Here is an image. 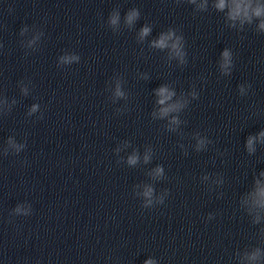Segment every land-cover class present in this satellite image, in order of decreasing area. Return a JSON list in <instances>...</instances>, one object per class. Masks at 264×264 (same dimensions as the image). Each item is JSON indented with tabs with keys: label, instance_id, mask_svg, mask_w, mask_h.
<instances>
[{
	"label": "clouds",
	"instance_id": "clouds-1",
	"mask_svg": "<svg viewBox=\"0 0 264 264\" xmlns=\"http://www.w3.org/2000/svg\"><path fill=\"white\" fill-rule=\"evenodd\" d=\"M190 2L195 3V0H190ZM216 7L220 10H223L226 7L225 0H219V3L216 5ZM138 16H139V13L135 9H133L131 12L128 13V15L126 17V22L129 25H131L134 22V20L138 18ZM252 16H256V17L264 16V5L257 3L256 6L253 7L251 0H232V3L230 5V11H229V18L230 19L236 20L237 18H242L241 22H243V20H248L250 22ZM117 20H118V15H114L111 19V23L116 24ZM260 27L262 29H264V22H262L260 24ZM149 32H150L149 27L142 28L141 32H140L141 38L148 35ZM172 35L173 34L171 32H169L167 35H161L159 40L153 42V46L158 47V48L166 47L167 41L169 39H171ZM172 48L176 51L177 55H179L181 57L183 56V53L180 51V48H179V38L177 40V43H174L172 45ZM222 55L224 57V64L222 65V67L227 69L228 65H229V52L227 50H225ZM63 59H64V62L67 63V62H70L72 59H76V57H64ZM116 95L117 96L123 95V93L120 92L119 88H117ZM157 95L160 97L158 103L161 105H164L165 102L171 98L173 93L169 92L166 87H161L157 90ZM176 107H177L176 105L164 107L161 109L160 115L166 116L170 111L175 110ZM37 108H38V105H33L31 111L34 112L37 110ZM176 122L177 121H175V120L173 121V123H176ZM262 135H264V133H262ZM251 144H252V139L249 138L248 145H249L250 150H251ZM137 160H138V156H136L134 154L128 158V163L130 165H135L137 163ZM148 160H149V157L146 155L145 156V162L147 163ZM155 172H156V175L159 176L163 173V168L158 166L155 169ZM144 194H145V196H151L152 189L148 188ZM259 195L262 198H264V189H261ZM259 202L261 204H264V199H262ZM146 264H152V261H147Z\"/></svg>",
	"mask_w": 264,
	"mask_h": 264
}]
</instances>
